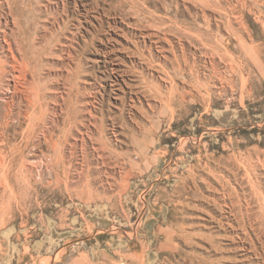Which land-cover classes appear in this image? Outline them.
<instances>
[{
  "label": "rangeland",
  "instance_id": "rangeland-1",
  "mask_svg": "<svg viewBox=\"0 0 264 264\" xmlns=\"http://www.w3.org/2000/svg\"><path fill=\"white\" fill-rule=\"evenodd\" d=\"M263 102L264 0H0V229L76 203L104 250L41 264H264Z\"/></svg>",
  "mask_w": 264,
  "mask_h": 264
},
{
  "label": "crops",
  "instance_id": "crops-1",
  "mask_svg": "<svg viewBox=\"0 0 264 264\" xmlns=\"http://www.w3.org/2000/svg\"><path fill=\"white\" fill-rule=\"evenodd\" d=\"M252 113L264 120V102L260 110L257 106L250 107L249 115L244 114L245 119L254 117ZM213 115L216 122L209 128L223 131L240 126L239 121L243 119L236 108L215 110ZM205 121L202 118L199 125L207 127ZM174 168L171 167L173 176ZM93 215L85 206L57 203L49 211L33 212L4 226L0 229V264H37V261L41 264L46 257L62 256L77 247L84 249L88 243L104 250L103 243L109 240V220L103 212L96 219Z\"/></svg>",
  "mask_w": 264,
  "mask_h": 264
},
{
  "label": "bare ground",
  "instance_id": "bare-ground-1",
  "mask_svg": "<svg viewBox=\"0 0 264 264\" xmlns=\"http://www.w3.org/2000/svg\"><path fill=\"white\" fill-rule=\"evenodd\" d=\"M201 37V36H200ZM197 39V38H196ZM205 42V41H204ZM203 44V43H202ZM204 45V44H203ZM176 46V45H175ZM15 57V56H14ZM19 68V67H18ZM76 78V77H75ZM74 86V85H73ZM15 119V118H14ZM82 121V120H81ZM42 122V121H41ZM69 123L66 121L65 122V125H68ZM73 125V124H72ZM1 126V125H0ZM48 128V126H47ZM65 131V130H64ZM63 133V132H62ZM11 142V141H10ZM5 157H2L0 156V162H4L5 161ZM256 189V188H255ZM232 192V191H231ZM229 195V194H228ZM213 199V198H212ZM219 200V199H218ZM223 207V206H222ZM261 210V209H260ZM237 211V210H236ZM259 211V210H258ZM240 213V212H239ZM244 215V214H242ZM194 220V219H193ZM192 227H195V225H191V224H188V223H183L182 225H180L178 227V235L180 236V238H182L183 242L188 245L190 248L194 249V247H196V241H195V238L198 237V234H196L195 232L193 231H190V229ZM196 228V227H195ZM204 242V241H202ZM177 247V246H176ZM199 250V249H198ZM192 252V251H191ZM183 253H187V255H190V250L188 252H183ZM199 258V257H198ZM192 259V258H191ZM195 259V258H194ZM192 259V260H194ZM206 260V259H205ZM208 260V259H207ZM203 261V260H202ZM210 262V261H209ZM203 264V263H202Z\"/></svg>",
  "mask_w": 264,
  "mask_h": 264
}]
</instances>
